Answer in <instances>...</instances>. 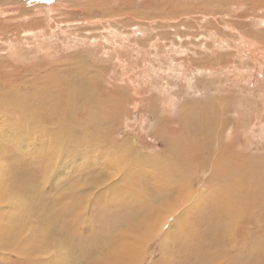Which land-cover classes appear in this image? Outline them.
I'll return each mask as SVG.
<instances>
[{
    "label": "rangeland",
    "instance_id": "obj_1",
    "mask_svg": "<svg viewBox=\"0 0 264 264\" xmlns=\"http://www.w3.org/2000/svg\"><path fill=\"white\" fill-rule=\"evenodd\" d=\"M263 165L264 0H0V264H264Z\"/></svg>",
    "mask_w": 264,
    "mask_h": 264
},
{
    "label": "bare ground",
    "instance_id": "obj_2",
    "mask_svg": "<svg viewBox=\"0 0 264 264\" xmlns=\"http://www.w3.org/2000/svg\"><path fill=\"white\" fill-rule=\"evenodd\" d=\"M93 102V101H92ZM36 106V105H35ZM29 108H30V106H29ZM27 109V108H26ZM35 109H37V108H35ZM36 111V110H35ZM34 112V111H33ZM32 112V113H33ZM37 112V111H36ZM196 115H198V113L196 114ZM200 115V114H199ZM32 116H33V114H32ZM197 119H200V117L198 118V117H196ZM196 120V119H195ZM188 121V120H187ZM196 122V121H195ZM197 122H201L202 123V120L201 121H197ZM163 123V122H162ZM204 123V122H203ZM206 123V122H205ZM210 124V122H207L206 124ZM159 124V123H158ZM157 124V125H158ZM21 125V124H20ZM34 126V125H33ZM183 126V125H182ZM185 126V125H184ZM213 126V125H212ZM211 126V127H212ZM161 126H159V128H160ZM204 127H205V125H204ZM191 128V127H190ZM199 128H200V126H199ZM182 129H184V128H182ZM206 129V128H205ZM183 131V130H182ZM39 132V131H38ZM188 132V131H187ZM190 132V131H189ZM201 132H202V130H201ZM182 133H185V131L184 132H182ZM180 134H181V132H180ZM185 134H187V133H185ZM192 135V134H191ZM200 135V134H199ZM198 135V136H199ZM206 135V134H205ZM186 136V135H185ZM194 136H195V133H194ZM201 136H202V134H201ZM207 136V135H206ZM191 137H193V136H191ZM183 140H185V137H183V135H182V137H181ZM187 138V137H186ZM189 138V137H188ZM209 138V137H208ZM208 138H206V142H207V139ZM220 138H221V136H220ZM177 139V137L175 138V140ZM190 139V138H189ZM179 140V139H178ZM181 140V139H180ZM180 140H179V142H180ZM188 140V139H187ZM195 140H196V138H195ZM199 140H200V138H199ZM203 140H204V138H203ZM190 141H191V143L192 142H194V140H193V138L192 139H190ZM197 141V140H196ZM201 141V140H200ZM221 141V140H220ZM224 141V140H223ZM183 142V141H182ZM186 142V141H185ZM189 142V141H188ZM202 142V141H201ZM205 142V141H204ZM204 142L202 143V144H204ZM225 142V141H224ZM197 143H198V141H197ZM221 145H223L222 143H221ZM193 147H195L196 148V150H198V149H201V147L199 146V145H195V144H193L192 145ZM207 146V145H206ZM212 148V146L210 147V151L212 152V150L213 149H211ZM216 151V150H215ZM217 152V151H216ZM215 152V153H216ZM219 153V152H218ZM197 154V153H196ZM195 154V155H196ZM212 154V153H211ZM197 155H199V154H197ZM191 155H189V157H190ZM192 157H193V155H192ZM196 157V156H195ZM197 160V159H196ZM241 160V159H240ZM245 160V159H244ZM243 160V161H244ZM196 162V161H195ZM259 162V161H258ZM199 162L197 161V164H198ZM201 163V162H200ZM195 164V163H194ZM263 167H264V165H263ZM226 169H228V168H226ZM22 170V169H21ZM182 170V169H181ZM222 170V169H221ZM263 170H264V168H263ZM229 171V170H228ZM255 172V171H254ZM219 173V172H218ZM217 173V174H218ZM228 175V174H227ZM210 176V175H209ZM229 176V175H228ZM253 176V175H252ZM211 177V176H210ZM222 177V176H221ZM22 178V177H21ZM235 178V177H234ZM22 180V179H21ZM30 180V179H29ZM35 180V179H34ZM23 181V180H22ZM248 182L251 184V185H254V189L253 190H249V191H247V193L246 194H244V199H243V201L242 202H238V200L236 199V197L234 196V198H233V200H232V198H226L225 196H222V197H225L224 198V203H223V208H224V214H225V216H226V218H227V220L229 221V223H226V224H228L225 228H224V226L222 227V225L221 224H218V226L219 225H221V226H219V228L220 227H222V229H223V232H222V230L221 229H218V230H221V234L222 233H225L224 235H226L227 236V233H229V235L230 236H232L231 235V233L233 232V231H235L234 229H235V225H236V223H237V221H236V219L237 218H239V217H241V215H244L245 217H248L247 215H257L259 218H264V213H262V214H259L258 213V211L259 210H256V211H254L253 209H252V207H255V204H254V202H256L255 200H257V201H259L260 203L262 202V196H261V194H262V192L264 193V188H260L258 185H256L258 182H252V180H248ZM262 183V182H261ZM209 184V183H208ZM35 186V185H34ZM190 186V185H189ZM22 187V186H21ZM23 188V187H22ZM26 188H27V186H26ZM170 188V187H169ZM18 189V188H17ZM28 189V188H27ZM193 189V188H192ZM221 189V188H220ZM33 190V189H32ZM223 190V189H222ZM228 190V189H227ZM3 191H5V189L3 190ZM79 191V190H78ZM84 191H85V189H84ZM229 191V190H228ZM224 192L226 193L227 191H223V194H224ZM5 193H6V191H5ZM21 193H22V191H21ZM221 194V193H220ZM243 194V193H242ZM25 196H26V194H24ZM146 195V194H145ZM238 195V194H237ZM240 195V194H239ZM263 195V194H262ZM0 196H1V193H0ZM80 196V195H79ZM166 196V195H165ZM228 196V195H227ZM20 197H21V194H20ZM190 197V196H189ZM14 198H15V196H14ZM36 198H37V196H36ZM86 198V197H85ZM253 198L255 199V200H253ZM1 199H3L2 198V196H1ZM18 199V198H17ZM21 199V198H20ZM182 199V198H181ZM222 199V198H221ZM14 200H16V199H14ZM36 200V199H35ZM81 200H83V199H81ZM179 200V199H178ZM183 200V199H182ZM181 200V201H182ZM218 201H222V200H218ZM23 202V201H22ZM39 202V201H38ZM235 202V203H234ZM0 203H3V202H0ZM80 203V202H79ZM26 204V203H25ZM24 204V205H25ZM221 204V203H220ZM236 204V205H235ZM238 205H242V206H240V207H238ZM28 206V205H27ZM66 206H67V204H66ZM214 206V205H213ZM32 207V206H31ZM68 207V206H67ZM172 207H174L173 205H172ZM22 208H23V206H22ZM26 208H28V207H26ZM218 208V207H217ZM220 208V207H219ZM218 208V209H219ZM259 208V207H258ZM34 209V208H33ZM69 209V208H68ZM25 210V209H24ZM28 210V209H27ZM215 210V209H214ZM36 211V210H35ZM213 211V210H212ZM217 212V211H216ZM216 212H215V215H217L216 214ZM218 212H220L219 210H218ZM221 212H222V210H221ZM170 213V212H169ZM261 213V212H260ZM222 215V214H221ZM219 216V215H218ZM217 216V218H219ZM255 216H253V217H255ZM222 217V216H221ZM221 217L219 218V221L221 220ZM250 217V216H249ZM22 218V217H21ZM210 218V217H209ZM212 218H213V216H212ZM223 218V217H222ZM207 219V218H206ZM213 220V219H212ZM214 220H216L215 219V217H214ZM225 221V220H223L224 222H228V221ZM252 220V219H251ZM167 221V220H166ZM208 221V220H207ZM222 221V220H221ZM220 221V222H221ZM17 222V221H16ZM214 222V221H213ZM253 222H254V220H253ZM19 223V222H18ZM21 223V222H20ZM25 223V222H24ZM222 223V222H221ZM252 223V222H251ZM38 224V223H37ZM223 224V223H222ZM253 224H255V223H253ZM257 225V224H256ZM254 226V225H253ZM262 227H264V225H261ZM2 227V226H1ZM20 227V226H19ZM257 227V226H256ZM258 227H260V226H258ZM215 228V227H214ZM218 228V227H217ZM251 228V227H250ZM187 229V228H186ZM216 229V228H215ZM249 230V229H248ZM181 231V230H180ZM205 231V230H204ZM213 231V230H212ZM259 231V230H258ZM218 233H220V232H218ZM245 233V232H244ZM260 233V232H259ZM258 233V234H259ZM211 235V234H210ZM243 235V234H242ZM241 235V236H242ZM246 235H247V233H246ZM260 235V234H259ZM33 236H35V235H33ZM217 236H218V234H217ZM226 236H225V238H226ZM235 236V235H234ZM221 237H222V235H221ZM243 237H245V236H243ZM212 238H213V236H210V239L212 240ZM216 238V237H215ZM227 239V238H226ZM231 239V238H230ZM229 239V240H230ZM235 239V238H234ZM234 239H232V242H234L233 240ZM246 239V238H245ZM182 240V239H181ZM217 240V239H216ZM221 240V239H220ZM262 240V239H261ZM33 241V240H32ZM215 241V240H214ZM219 241V240H218ZM225 241V240H224ZM1 243V242H0ZM229 243V242H228ZM234 244V243H233ZM17 245V244H16ZM213 245H215V247H217L216 246V244L214 243V244H212V246ZM219 245V244H218ZM222 246V245H221ZM227 246H229L228 244H227ZM222 247H224V246H222ZM221 247V248H222ZM2 249H3V247H1ZM218 248H220L219 246H218ZM4 249L6 250V248L4 247ZM38 249V248H37ZM217 250H219V249H217ZM223 250V249H222ZM226 250V249H225ZM231 250V249H230ZM235 250V249H234ZM249 250V249H248ZM251 250V249H250ZM1 251V250H0ZM28 251V250H27ZM224 251V250H223ZM227 251H228V249H227ZM236 251V250H235ZM29 252H30V250H29ZM29 252H27V254L29 253ZM217 252V251H216ZM215 252V253H216ZM226 251H224V253H225ZM9 254V253H8ZM19 254V253H18ZM37 254V253H36ZM0 255H1V253H0ZM33 255V254H32ZM18 256H20V255H18ZM37 256V255H36ZM49 257V256H48ZM90 257V256H89ZM25 258V257H24ZM26 258H27V256H26ZM34 258H36V257H33L32 259L34 260ZM31 259V258H30ZM42 259V258H41ZM50 259V258H49ZM112 259V258H111ZM40 260V259H39ZM212 260H213V258H212ZM215 260V259H214ZM213 260V261H214ZM36 261V260H35ZM54 262V261H53ZM39 263V262H38ZM41 263V262H40ZM39 263V264H40ZM91 263H92V261H91ZM214 263V262H213ZM37 264V263H36ZM50 264V263H49ZM94 264V263H93ZM218 264V263H217ZM244 264V263H243Z\"/></svg>",
    "mask_w": 264,
    "mask_h": 264
}]
</instances>
